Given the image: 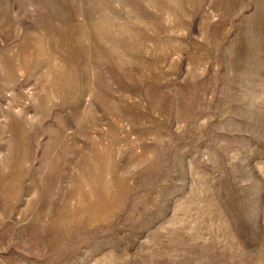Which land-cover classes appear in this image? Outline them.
I'll return each mask as SVG.
<instances>
[{"label": "rangeland", "instance_id": "374dc122", "mask_svg": "<svg viewBox=\"0 0 264 264\" xmlns=\"http://www.w3.org/2000/svg\"><path fill=\"white\" fill-rule=\"evenodd\" d=\"M0 264H264V0H0Z\"/></svg>", "mask_w": 264, "mask_h": 264}]
</instances>
